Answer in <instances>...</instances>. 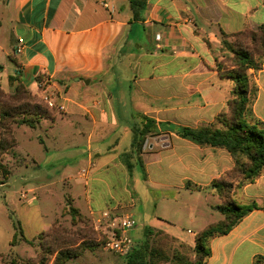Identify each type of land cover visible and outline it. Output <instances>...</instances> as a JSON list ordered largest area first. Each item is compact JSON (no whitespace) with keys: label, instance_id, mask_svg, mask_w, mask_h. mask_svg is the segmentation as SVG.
<instances>
[{"label":"crops","instance_id":"obj_1","mask_svg":"<svg viewBox=\"0 0 264 264\" xmlns=\"http://www.w3.org/2000/svg\"><path fill=\"white\" fill-rule=\"evenodd\" d=\"M130 2L0 0V90L14 95L22 85L40 99L53 93L58 106H65L35 129L15 128V150L20 158V134L33 140L30 134L43 124L59 126L49 136L55 149L72 136L82 141L74 162L86 164L78 178L93 219L108 210L118 218L132 214L137 230L136 214L124 211L139 206L143 228L164 231L180 207L188 206L182 205L183 194H197L204 209L198 207L190 219L202 232L225 219L211 222L205 214L222 204L210 186L235 168V160L224 148L198 145L178 132L213 124L227 110L236 83L222 77L217 66L222 33L264 26V0H146L138 11ZM250 73L258 90L249 118L264 129V63ZM146 119L155 121L159 132L147 136L139 155L135 131ZM45 151L48 160L54 157L48 146ZM27 158L9 178L14 173L27 180L33 160L30 180L45 176L55 183L56 171ZM57 171L63 175L60 183L73 187L76 177L68 164L60 161ZM137 189L141 198L134 195ZM212 199L219 203L212 206ZM233 200L258 208L227 235L209 240L206 264H264V172L235 189Z\"/></svg>","mask_w":264,"mask_h":264},{"label":"rangeland","instance_id":"obj_2","mask_svg":"<svg viewBox=\"0 0 264 264\" xmlns=\"http://www.w3.org/2000/svg\"><path fill=\"white\" fill-rule=\"evenodd\" d=\"M253 50L258 51L260 47H253ZM221 57L225 58L229 67L236 66L235 56L230 51L223 49L222 44ZM1 102L3 100L0 96ZM20 115L16 113L15 117L21 118ZM248 120L251 119L248 118ZM10 121L8 120V123H11ZM45 121L43 120V123L49 122ZM58 130H60L59 126L47 129L46 124H43L42 128L30 134V138L33 140L20 134L18 146L20 158H14L10 154L4 160V164L13 170L21 165H26L28 163L26 157L28 160L33 157L37 164L45 165L56 173L54 174L55 183H52L51 179L47 181L45 176H41L39 181L30 180L35 167L33 160L31 163L29 162L31 165L27 170V177H29L27 180L14 173L9 180H5L0 172V264H11L13 261H17L18 264H125L123 258L117 256L107 247V243L112 237L111 224L105 223L99 226L87 209L84 194L86 186H84L83 180L78 178L79 170H83L86 164L74 162L77 149L82 148V141L74 139L72 136L70 137L72 139L65 140L64 148L59 150L56 147L55 149V143L49 136L55 135ZM46 146L50 148V155L54 154V157L49 160L45 151ZM56 160L67 163L76 177L75 182L72 183L73 187L70 189L66 187L65 183L59 181L63 175L57 171L59 162ZM51 164L54 166L49 167ZM134 185L133 182L130 183L131 191ZM35 187H38V191L31 192L30 189ZM139 188L142 190L141 187ZM119 189L120 187L117 185L113 190L118 191ZM134 195L136 198H141L140 190L134 191ZM96 196L92 195V199H95ZM73 198L76 206L80 207L84 214L73 210L79 209L74 205ZM215 199H212L210 203L212 206L219 203ZM181 202L182 205L187 203L188 206H181L174 220L171 221V225H167L163 229L172 237L158 234L151 238V242L163 250L170 259L177 256L194 261L196 259L195 237L203 227L193 224L190 218L198 207H200V212L203 211L204 203L197 194L194 196H184L183 194ZM140 209L137 206L135 209L124 211L136 214L140 221L138 229H133L129 233L131 238L137 240L136 245H143L146 241L145 229L141 225L144 224V220L141 217ZM205 215L211 222L224 219V215L215 210H211ZM121 217L123 216L119 218ZM20 226L31 243L21 240L20 234L17 235L18 239L14 243L12 242L17 232L20 233L18 230ZM60 251L68 257L57 261ZM160 264L171 263L161 262Z\"/></svg>","mask_w":264,"mask_h":264},{"label":"trees","instance_id":"obj_3","mask_svg":"<svg viewBox=\"0 0 264 264\" xmlns=\"http://www.w3.org/2000/svg\"><path fill=\"white\" fill-rule=\"evenodd\" d=\"M145 3L146 0H131L130 5L133 11H138L143 9ZM222 45L223 49L230 51L236 58V66L231 67L225 58L217 59L221 76L232 79L236 83L232 97L228 101V108L213 124L198 129L181 127L178 134L201 146L224 148L233 156L235 168L225 177L215 180L210 186V189L222 200L217 210L225 216V219L211 224L196 235L194 261L177 256L170 259L163 250L152 244L151 238L158 234L166 237L171 235L149 227L145 229V243L136 245L131 254L123 258L125 264H160L161 262L206 264L210 256L209 240L215 236L227 235L251 211L258 208L255 204L247 206L236 204L233 193L235 189L246 183L254 182L264 172V129L259 122L248 120L252 116V104L258 90L250 70L259 71L264 63V26L259 27L257 31L248 29L234 35L222 33ZM257 46L260 50H253V47ZM38 80L41 81V78ZM0 96L3 100L0 103L2 106L0 108V172L5 180H8L11 171L4 164V160L10 154L14 158L18 157L15 150L17 146L15 128L26 126L35 129L42 118L51 117L52 112L57 109H50L44 103V99L34 96L22 85L18 87L14 95L0 90ZM5 107L7 109H4ZM16 113L21 114L22 117L16 118ZM8 120H11V123H8ZM146 120L143 128L135 131L136 152L139 155L143 152L147 136L159 132L155 121ZM73 210L81 213L79 209ZM18 230L20 233L17 232L12 242L14 243L18 239L17 235L20 234L21 240L31 243L21 226ZM61 252L57 261L68 257ZM11 264H18V262L13 261Z\"/></svg>","mask_w":264,"mask_h":264},{"label":"built area","instance_id":"obj_4","mask_svg":"<svg viewBox=\"0 0 264 264\" xmlns=\"http://www.w3.org/2000/svg\"><path fill=\"white\" fill-rule=\"evenodd\" d=\"M161 36L158 35L157 39L160 40ZM20 43H23V40H20ZM22 51V47L17 48V53ZM44 103L50 109H56L59 107L60 110H64V105L57 104V100L53 93L45 92L44 93ZM96 224L99 226L103 224H111L112 237L107 243L108 249L121 258L128 257L133 251L135 244L129 233L131 230L135 229L138 225L136 218L132 214H126L121 218L114 217L111 211H103L99 214L98 217L94 219Z\"/></svg>","mask_w":264,"mask_h":264}]
</instances>
